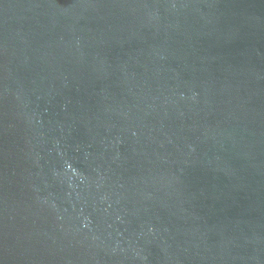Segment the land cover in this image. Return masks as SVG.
Instances as JSON below:
<instances>
[{
	"label": "water",
	"instance_id": "obj_1",
	"mask_svg": "<svg viewBox=\"0 0 264 264\" xmlns=\"http://www.w3.org/2000/svg\"><path fill=\"white\" fill-rule=\"evenodd\" d=\"M0 264H264V0H0Z\"/></svg>",
	"mask_w": 264,
	"mask_h": 264
}]
</instances>
